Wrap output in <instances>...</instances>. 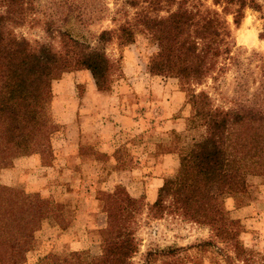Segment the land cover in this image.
<instances>
[{
  "label": "trees",
  "instance_id": "obj_1",
  "mask_svg": "<svg viewBox=\"0 0 264 264\" xmlns=\"http://www.w3.org/2000/svg\"><path fill=\"white\" fill-rule=\"evenodd\" d=\"M114 1L113 11L90 5L86 14L76 0H60L59 10L42 22L54 45L14 34L37 7L27 0H0V172L15 158L50 150L56 126L48 114L52 81L85 70L97 91H108L117 61L106 55V45L125 46L144 34L155 47L147 72L176 79L204 128L202 139L181 148L175 173L161 180L147 213L150 218L173 214L206 227L210 236L185 248H148L141 264L190 261V250L195 259L208 255L220 264H264L263 254L239 242L240 221L219 205L223 195L246 193L247 176L264 179V56L235 47L226 20L230 16L237 28L245 9L257 11L259 4L210 0L209 8L199 0ZM107 17L114 28L88 38L76 32V24L65 26L74 21L84 27ZM258 38L264 40V27ZM100 201L105 224L98 233L97 256L48 254L35 264H133L139 244L131 223L139 200L118 186L102 192ZM63 211L60 203L0 183V264H24L43 221L64 228Z\"/></svg>",
  "mask_w": 264,
  "mask_h": 264
},
{
  "label": "rangeland",
  "instance_id": "obj_2",
  "mask_svg": "<svg viewBox=\"0 0 264 264\" xmlns=\"http://www.w3.org/2000/svg\"><path fill=\"white\" fill-rule=\"evenodd\" d=\"M27 1L31 6L37 7V11L28 14L24 25L16 28L14 34L22 35L30 43L51 42L55 45L56 40H51L43 33L42 22L59 10L56 4H59L60 0ZM255 1L259 4V10L245 9L237 28L231 25L230 16H227L226 20L230 25L235 47L245 51L246 54L255 51L264 56V40L258 38V34L264 27V0ZM199 2L205 7L212 8L210 0H199ZM76 4H80L86 14L91 10L90 5L93 7L105 5L110 11L116 7L114 0H80V2L76 0ZM160 14L164 15L163 12ZM118 20L121 19L118 18ZM71 23L76 24L74 25L76 32H80L87 38L90 33L113 29L115 26V23L109 21V17L88 23L87 26L82 25L84 27L78 26L74 21H69L65 26ZM251 35H254L251 43L242 40ZM154 52L155 47L144 34H137L134 41L125 46H119L114 41L106 45V55L117 63L111 77L110 89L103 93L114 97L120 92L119 88L125 86L124 83L129 84L127 81L131 80L141 82L150 80L151 84L155 81L169 82L172 88L181 92L182 101H178V107L180 104L181 106L177 111L173 114L169 111L167 115H170L171 119L181 118L183 127L180 130L176 129L177 131L164 129L161 127L162 119L156 111L159 108L165 109L159 104L150 106L148 110L140 114L146 124L141 129H137L141 130L139 133L128 139L127 135L133 133L120 129L116 134L117 137L113 136V141L119 143L118 153L112 156L119 160H117L119 163L115 165H112L111 160L109 161V156L99 153L96 145L79 143L75 153H66L67 155L61 153L62 145L66 143L69 133L75 128L73 122L67 125L57 123L59 112L57 107H61V100L55 101L53 97L81 98L86 91L93 88L89 73L85 70L68 72L51 82L52 97L48 114L56 126L50 137V150L44 155L18 157L36 156L39 166H36V169L24 167L28 168V172L23 173L18 170L16 177L8 181L10 185L4 183V175L14 168L17 170L14 164L18 158L13 159L11 165L0 172L1 184L17 188L25 194L44 196L64 207L62 223L64 228L61 229L52 220L43 221L40 230L35 233L34 250L27 255L24 264H35L48 254L61 258L71 252H77L82 259L97 256L99 254L98 233L105 224V215L100 201L101 194L110 192L118 186L123 187L129 195L140 202V208L135 212L131 223L139 244L138 252L131 259L133 264L142 263V256L148 248L169 246L185 248L197 239L210 236L206 227L185 223L173 214L150 218L147 213L146 207L150 204L146 200L147 194L149 195L147 185L151 182L148 179L152 177L162 180L171 177L178 165L181 148H186L204 136V128L198 120L194 119L193 111L187 102L186 92L181 88L180 83L174 78L151 75L147 72L148 60ZM226 81H230L229 74L226 75ZM150 90L154 89L150 88ZM122 92L121 90V94ZM219 103V100L216 101V104ZM163 104L167 106L165 102ZM62 106L66 107L65 104ZM165 153L172 156L162 167L160 156ZM130 167L135 168V172H121L130 171ZM129 178L136 182L135 185L126 183ZM33 185H37L38 189L32 188ZM246 185V193L223 195L219 199V205L240 221L242 229L238 237L239 242L245 248H251L264 255V179L247 176ZM157 189L158 187L156 191ZM186 254L192 256L191 260H185L179 264H220L218 261L209 260L208 255L195 259L197 255H193V251H187Z\"/></svg>",
  "mask_w": 264,
  "mask_h": 264
},
{
  "label": "crops",
  "instance_id": "obj_3",
  "mask_svg": "<svg viewBox=\"0 0 264 264\" xmlns=\"http://www.w3.org/2000/svg\"><path fill=\"white\" fill-rule=\"evenodd\" d=\"M127 83L130 85L124 83L125 86L123 85L122 88H119L120 92L114 97L106 96L103 92L97 91L94 84H92L93 88H90L78 99L73 97H53L55 101L61 100V103L57 102L61 104L60 108L57 107V111H59L57 113V123L67 125L73 122L75 128L71 130L68 140L62 145L61 153H75L79 143H87L96 145L99 153L109 156V161L111 160L112 165H115L116 162L112 158V154L119 147V143L113 141V136L116 138V134L120 129L133 133L127 135L128 139L139 133L141 130L137 129H141L146 124L140 114L148 110L150 106L158 104L165 109L159 108L156 111V114L160 115L162 119L161 127L168 130L173 129L174 131L182 129L183 120L181 118L171 119V116L167 115L170 113L169 111L173 114L180 108L181 104L178 107V101H182L180 91L172 88L171 84L165 81H155V83L151 84L150 80H145V82L131 80L127 81ZM150 88L154 90L151 91ZM121 90L123 94H121ZM164 102L167 106L163 104ZM63 104L66 107L62 106ZM142 109L143 111L140 112ZM73 132L75 133L73 134ZM171 156L168 153L160 156L162 167H164L166 161L170 160ZM14 165L15 167L17 166V170L14 168L4 175V183L7 185H10L8 181L16 177L18 170L23 173L28 172V168L24 167L36 169V166H39L36 156L18 158L15 160ZM134 167L137 168L136 166ZM135 168L130 167V171L124 170L121 172L133 173ZM132 180V178H129L126 183L135 185L136 182ZM148 180L151 182L147 185L149 186V195L147 194L146 200L151 203L155 199L156 188L161 185V179L151 177ZM37 185L40 184L37 183ZM37 185H33L32 188L38 189ZM152 187H154L153 190Z\"/></svg>",
  "mask_w": 264,
  "mask_h": 264
},
{
  "label": "bare ground",
  "instance_id": "obj_4",
  "mask_svg": "<svg viewBox=\"0 0 264 264\" xmlns=\"http://www.w3.org/2000/svg\"><path fill=\"white\" fill-rule=\"evenodd\" d=\"M252 39H254V35L247 36V37L243 38L242 40H243V41H246V42H250ZM250 43H251V42H250Z\"/></svg>",
  "mask_w": 264,
  "mask_h": 264
}]
</instances>
